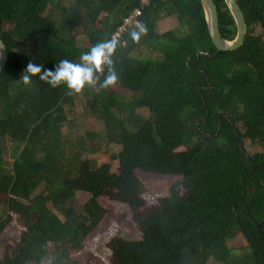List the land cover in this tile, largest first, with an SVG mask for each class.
<instances>
[{
	"label": "trees",
	"instance_id": "obj_1",
	"mask_svg": "<svg viewBox=\"0 0 264 264\" xmlns=\"http://www.w3.org/2000/svg\"><path fill=\"white\" fill-rule=\"evenodd\" d=\"M53 1L0 0V39L8 52L0 73V236L10 224L23 228L0 264H77L70 252L102 221L103 197L122 204L140 232L139 239L109 241L112 264H190L203 254L220 264H264V0H237L246 23L238 48L199 57L216 51L199 0H150L140 8L113 56L117 85L132 95L99 89L104 75L86 86L90 114L106 129L101 164L84 155L100 151L97 139L105 136L92 129L76 138L65 116L64 106L79 93L69 94L64 84L53 88L39 75L29 85L20 77L29 62L45 68L79 62L94 44L112 39L140 0H73L70 10ZM214 2L219 29L231 39L234 21L223 0ZM51 3L66 19L56 22L46 11ZM101 13L102 25L94 26ZM169 15L178 27L156 32ZM73 23L82 24L89 46L76 45ZM144 42L161 57L132 55ZM245 139L260 149L248 152ZM7 144L10 168L1 156ZM155 176L177 180L147 204L142 179ZM76 193L88 196L79 212L70 203ZM239 236L248 249L240 254L228 246Z\"/></svg>",
	"mask_w": 264,
	"mask_h": 264
},
{
	"label": "rangeland",
	"instance_id": "obj_2",
	"mask_svg": "<svg viewBox=\"0 0 264 264\" xmlns=\"http://www.w3.org/2000/svg\"><path fill=\"white\" fill-rule=\"evenodd\" d=\"M59 2L60 0H55L53 3ZM73 0H61L60 3L62 5H66L68 10L71 9V5L73 4ZM59 3V4H60ZM52 4V3H51ZM46 11H52V15L56 19L58 23L62 18L66 19L61 15L60 8L56 5L50 8H47ZM65 15H68V12H64ZM106 13H101L100 19L97 22V27L102 25V20L105 17ZM79 19L82 24L86 22L87 16L81 11L79 15ZM82 24L77 25L73 23L71 25L70 32L75 33L76 37V45L78 47H87L90 45L88 36L82 33ZM86 24V23H85ZM178 27V20L174 15L161 17L155 27V31L158 33L165 32L170 29H174ZM260 29L255 27L254 34H259ZM69 33V31H68ZM66 34V33H65ZM25 48L29 51H33V45L31 43H27ZM134 56H138L141 58L150 56L151 58H160L161 55L155 51L151 50L147 47L146 43H142L140 46L135 48L132 53ZM114 90L119 94H124L127 96H131L132 93L124 90L122 86L115 84L113 86ZM91 89L85 87L83 92L76 94L74 101L71 105L64 106V112L67 120H71L75 127L76 138L82 137V134L86 130H95L98 133L103 134L104 141L97 139L98 148L101 147L100 151L97 152H89L84 155V158L88 160H92L97 164H101L106 161L108 155H103L102 148L105 149V145L108 143L106 138V129L104 128L103 123L100 120H97L90 114L88 106L86 105V97L91 93ZM144 116H148L149 113L146 110H143ZM65 132V131H63ZM113 150H115L114 145H110ZM244 146L248 152H254L260 149V146L257 142L254 144L251 143L249 139L244 140ZM12 144H7V146L3 149L1 156L5 161L6 168H10L12 166V158L10 157ZM184 149L183 146L177 148V150ZM112 150V151H113ZM117 167L116 162H112L111 170L115 171ZM144 187L146 188V193H143V197L145 198L147 204H153L155 202L154 197L163 196L168 193V188L173 183L176 178H168V176H155L147 179H142ZM42 190V187H39L35 194H38ZM88 199V196L84 193H76L74 198L70 201L74 210L81 211L83 203ZM100 204L107 210L100 224L95 228L93 232H91L85 242L83 247L79 250L71 251L70 257L77 264H112L111 263V252L108 248V243L114 237L125 238L129 240L139 239L140 232L137 225L131 218L130 212L128 210H124L121 206L122 204L114 203L113 201H109L108 198H101ZM55 212V211H54ZM56 213V212H55ZM58 217L62 220V217L57 213ZM23 231V228L20 227L17 223L10 224L4 234L0 236V261L2 256L6 250V245L11 244V242L18 241V237L20 233ZM15 240V241H13ZM236 241V242H235ZM229 247H235L239 254L242 251H248L245 243V239L243 236H239L234 240L228 241ZM12 246V245H9ZM244 249V250H243ZM198 258H192L190 264H220L217 262L212 255L203 254L198 260Z\"/></svg>",
	"mask_w": 264,
	"mask_h": 264
},
{
	"label": "clouds",
	"instance_id": "obj_3",
	"mask_svg": "<svg viewBox=\"0 0 264 264\" xmlns=\"http://www.w3.org/2000/svg\"><path fill=\"white\" fill-rule=\"evenodd\" d=\"M140 31L143 32L145 29L141 27ZM131 35L133 40L139 39L138 32L133 31ZM117 46L116 39L97 42L80 55L79 62L62 59L52 68L29 62L20 78L25 85H29L32 83L31 77L39 75L42 81L47 82L53 88L61 84L66 85L69 94H72L82 92L86 86H96L100 82L101 75H104L99 89L109 88L117 84L119 80L113 60ZM105 70H107L106 75Z\"/></svg>",
	"mask_w": 264,
	"mask_h": 264
},
{
	"label": "water",
	"instance_id": "obj_4",
	"mask_svg": "<svg viewBox=\"0 0 264 264\" xmlns=\"http://www.w3.org/2000/svg\"><path fill=\"white\" fill-rule=\"evenodd\" d=\"M202 6L204 19L210 40L216 51L212 54L210 51H199L197 57L201 54L209 56L216 55L220 51L234 50L238 48L244 41L246 35V23L243 13L237 0H223L235 24V34L233 38H225L218 24L217 7L214 0H199ZM8 52L3 41L0 39V73L6 66Z\"/></svg>",
	"mask_w": 264,
	"mask_h": 264
},
{
	"label": "built area",
	"instance_id": "obj_5",
	"mask_svg": "<svg viewBox=\"0 0 264 264\" xmlns=\"http://www.w3.org/2000/svg\"><path fill=\"white\" fill-rule=\"evenodd\" d=\"M148 2H150V0H140V7H135L132 10L131 14L128 17L124 18L123 22L117 27L115 32L116 36H119L129 27L135 26L137 24V16L140 15V8Z\"/></svg>",
	"mask_w": 264,
	"mask_h": 264
},
{
	"label": "crops",
	"instance_id": "obj_6",
	"mask_svg": "<svg viewBox=\"0 0 264 264\" xmlns=\"http://www.w3.org/2000/svg\"><path fill=\"white\" fill-rule=\"evenodd\" d=\"M124 18H125V17L122 18L120 24L123 22ZM120 24H119V25H120ZM119 25H118V26H119ZM118 26H117V27H118ZM117 27H116V29H117ZM131 28H132V27H129L127 30H125L123 33H121L119 36H116V35H115V32H116V29H115V30L111 33V35H112V36H111L112 39H116V40H117L122 34H124L125 32H127V31H129V30H131ZM123 44H124V43H123ZM12 160H13V159H12Z\"/></svg>",
	"mask_w": 264,
	"mask_h": 264
},
{
	"label": "bare ground",
	"instance_id": "obj_7",
	"mask_svg": "<svg viewBox=\"0 0 264 264\" xmlns=\"http://www.w3.org/2000/svg\"><path fill=\"white\" fill-rule=\"evenodd\" d=\"M139 7V6H138ZM245 40V39H244Z\"/></svg>",
	"mask_w": 264,
	"mask_h": 264
}]
</instances>
